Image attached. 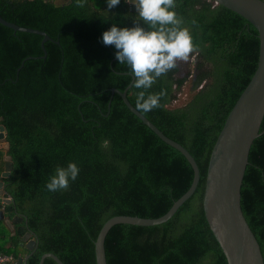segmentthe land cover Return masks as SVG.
I'll list each match as a JSON object with an SVG mask.
<instances>
[{
  "label": "trees",
  "instance_id": "16d2710c",
  "mask_svg": "<svg viewBox=\"0 0 264 264\" xmlns=\"http://www.w3.org/2000/svg\"><path fill=\"white\" fill-rule=\"evenodd\" d=\"M175 12L192 37L193 74L182 75L176 64L145 90L132 86L130 69L101 42L112 24L148 27L124 0L112 9L105 0H0L3 20L51 39L42 50L41 36L0 24V125L6 131L0 182L11 200L0 204L1 255L15 261L27 256L20 244L30 232L37 246L27 264H38L45 253L63 264H95L94 241L105 221L158 218L188 190L193 172L186 159L111 95L131 84L128 102L193 157L199 181L167 222L111 227L104 239L106 264H227L205 221L202 198L212 146L256 69L257 32L212 0H175ZM189 76V101L169 108ZM140 91L162 93L159 106L137 109ZM68 162L79 169L76 179L48 190L49 177ZM240 207L264 263V133L248 153ZM42 264L56 263L45 258Z\"/></svg>",
  "mask_w": 264,
  "mask_h": 264
},
{
  "label": "water",
  "instance_id": "95a60500",
  "mask_svg": "<svg viewBox=\"0 0 264 264\" xmlns=\"http://www.w3.org/2000/svg\"><path fill=\"white\" fill-rule=\"evenodd\" d=\"M215 4L238 14L251 24L257 32L259 42L256 69L248 84L229 111L223 126L212 146L206 169L202 210L205 221L214 239L218 243L227 264H264L257 243L249 228L240 207V187L248 161V153L252 142L263 132H259L264 116V1L262 0H212ZM130 12H136L132 4H128ZM0 24L13 31L31 33L42 37L40 46L51 39L42 31L19 27L0 17ZM129 84L123 91L111 89V95L117 94L126 108L150 129L162 142L177 150L189 163L193 177L188 190L162 216L149 219L134 216H114L101 226L94 241L95 264H106L104 239L114 225H132L140 227L155 226L167 222L173 217L182 204L194 193L199 181V170L193 157L177 142L166 137L150 121L131 106L126 98ZM6 131L0 125V141L4 140ZM9 160V158H8ZM3 172L1 177H8ZM3 184L0 182V196ZM10 204V198L4 199ZM3 219L0 210V220ZM12 230L9 221H5ZM32 234L24 235L23 246L29 254L17 260L18 264H27V259L37 246V239ZM45 258L52 259L56 264H63L54 254L45 253L38 264Z\"/></svg>",
  "mask_w": 264,
  "mask_h": 264
},
{
  "label": "clouds",
  "instance_id": "9594fccd",
  "mask_svg": "<svg viewBox=\"0 0 264 264\" xmlns=\"http://www.w3.org/2000/svg\"><path fill=\"white\" fill-rule=\"evenodd\" d=\"M121 0H105L107 9L120 4ZM132 4L136 15L148 27H118L117 24L105 30L101 42L114 47L115 59L130 69L132 86L148 89L157 77L176 66V61L187 59L192 51V37L187 28L181 27V19L175 12V0H124ZM162 93L144 91L137 94V109L145 112L159 106ZM79 169L74 162L66 167H57L45 187L50 191L67 188L75 180Z\"/></svg>",
  "mask_w": 264,
  "mask_h": 264
},
{
  "label": "rangeland",
  "instance_id": "374dc122",
  "mask_svg": "<svg viewBox=\"0 0 264 264\" xmlns=\"http://www.w3.org/2000/svg\"><path fill=\"white\" fill-rule=\"evenodd\" d=\"M193 56H188L187 59L184 60H178L176 61V64L180 68V73L184 75L187 71H191V75L193 74ZM190 79L191 76L187 78V81L183 84V86L175 93V99L171 102L169 105V108H177L185 105L191 96L190 91Z\"/></svg>",
  "mask_w": 264,
  "mask_h": 264
},
{
  "label": "built area",
  "instance_id": "2783aa9c",
  "mask_svg": "<svg viewBox=\"0 0 264 264\" xmlns=\"http://www.w3.org/2000/svg\"><path fill=\"white\" fill-rule=\"evenodd\" d=\"M7 198L8 197H5L4 195L0 196V204H3L4 199H7ZM0 264H18V262L15 261L10 255L0 254Z\"/></svg>",
  "mask_w": 264,
  "mask_h": 264
},
{
  "label": "crops",
  "instance_id": "0c3cea01",
  "mask_svg": "<svg viewBox=\"0 0 264 264\" xmlns=\"http://www.w3.org/2000/svg\"><path fill=\"white\" fill-rule=\"evenodd\" d=\"M1 147H2V149H6V148H7V144H2ZM4 160L7 161V160H8V157H5ZM6 221H7V220H6ZM4 223H5V221H4Z\"/></svg>",
  "mask_w": 264,
  "mask_h": 264
},
{
  "label": "flooded vegetation",
  "instance_id": "af4514ba",
  "mask_svg": "<svg viewBox=\"0 0 264 264\" xmlns=\"http://www.w3.org/2000/svg\"><path fill=\"white\" fill-rule=\"evenodd\" d=\"M55 42V41H54ZM56 43H58V42H56ZM45 57V55L42 57V58H44Z\"/></svg>",
  "mask_w": 264,
  "mask_h": 264
}]
</instances>
